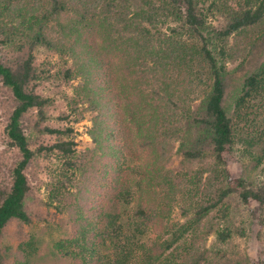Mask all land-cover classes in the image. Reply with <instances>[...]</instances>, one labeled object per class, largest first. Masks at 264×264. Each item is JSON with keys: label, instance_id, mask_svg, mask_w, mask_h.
<instances>
[{"label": "trees", "instance_id": "obj_1", "mask_svg": "<svg viewBox=\"0 0 264 264\" xmlns=\"http://www.w3.org/2000/svg\"><path fill=\"white\" fill-rule=\"evenodd\" d=\"M1 17L13 157L0 171V264L31 263L32 237L11 255L2 242L43 205L67 228L52 245L64 264H264V137L248 143L259 175L232 167L242 110L264 106V0H3ZM39 47L76 82L70 106L91 115L93 147L77 150L65 112L51 117ZM54 161L44 203L28 172Z\"/></svg>", "mask_w": 264, "mask_h": 264}, {"label": "rangeland", "instance_id": "obj_2", "mask_svg": "<svg viewBox=\"0 0 264 264\" xmlns=\"http://www.w3.org/2000/svg\"><path fill=\"white\" fill-rule=\"evenodd\" d=\"M0 1L3 2V0ZM3 17H1L0 20H2ZM75 18H77L76 15L72 16L70 19L75 21ZM5 20L6 19H4V21ZM62 23H64V21ZM14 25L16 26L15 31L17 32L18 25L17 23ZM48 31L52 33V37L54 38L57 37V33H60L53 23L49 26ZM23 46L22 54L28 53L29 51L27 50V44L25 42H23ZM10 53L11 50L5 46L0 49V57H9ZM30 54L34 57V63L37 65L38 70L43 73L40 90L45 97L51 99L53 104L50 109L51 117L55 118L59 113L65 112L68 115L65 123L70 125L73 129V137L77 145V150L83 151L93 147L88 135V129L91 127V115L84 111V106L73 108L70 106L71 101L69 102V100L74 99L73 88L76 82H66L61 76H57V73L64 68L62 60L42 47L30 50ZM257 57L263 62L264 52H259ZM230 68H232V66H230ZM9 98V93L0 86V165H2L0 171L4 168L3 165L13 157V153L8 151L5 147V138L1 136L4 110L6 108L8 109L11 104ZM242 112L244 113L237 120L236 124L232 167L234 170L237 169L243 176L255 178V176L261 173L263 163L258 166L255 165V150L248 143L257 139L260 140L264 137V106L262 105L259 107L255 117L253 115L247 117L244 109ZM57 168L58 165L55 161L46 162V164H41L39 168H30L28 172L32 185L39 187L36 191V196L44 203L48 202V191L46 190V186L50 179L48 174L51 175L52 171H56ZM4 174L5 179H7L8 175L6 169H4L0 175L3 176ZM42 207L43 210L36 212L38 214L34 215L35 219H37V216H41H39V220H35L33 226L24 227L12 224L7 229L1 249L5 254L9 252L11 255L18 249L21 243L25 242V238L32 237L36 251L30 264H64L63 261L53 254L52 245L66 234L67 228L65 223L61 220V216L56 214L57 212H55L54 207H46L45 205ZM43 219H47V221ZM173 220H176V217H174ZM233 221L236 225H241L242 221H245V217L242 213H239L234 217ZM210 241L211 238L209 237L208 243H210ZM237 244L240 248L246 249V246H248V249L251 250L253 241L248 237L246 241H240Z\"/></svg>", "mask_w": 264, "mask_h": 264}]
</instances>
